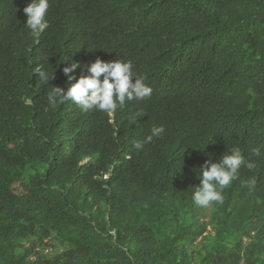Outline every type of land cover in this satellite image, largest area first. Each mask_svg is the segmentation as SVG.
<instances>
[{
  "label": "trees",
  "instance_id": "16d2710c",
  "mask_svg": "<svg viewBox=\"0 0 264 264\" xmlns=\"http://www.w3.org/2000/svg\"><path fill=\"white\" fill-rule=\"evenodd\" d=\"M30 2L0 0V264H264V0H49L39 36ZM98 59L131 61L154 99L48 103ZM232 148L253 167L195 205Z\"/></svg>",
  "mask_w": 264,
  "mask_h": 264
},
{
  "label": "clouds",
  "instance_id": "9594fccd",
  "mask_svg": "<svg viewBox=\"0 0 264 264\" xmlns=\"http://www.w3.org/2000/svg\"><path fill=\"white\" fill-rule=\"evenodd\" d=\"M49 6V0H31L23 9L26 14L24 25L32 35L39 36L47 27L45 16ZM77 67L75 62L69 61L68 66L62 69L67 81L70 82L74 79L70 73ZM85 68L88 75L82 74L66 89L52 87V91L47 97L51 106L55 107L58 103L72 101L82 111L97 110L113 115L117 109L123 108L125 105L139 104L140 101L154 96L153 86L146 79L137 78L131 61L124 62L116 59L115 61L102 62L98 59L93 63L85 64L82 67V72ZM35 73L39 74L42 84H47L52 78V73L49 75L39 68ZM133 78H135L134 82ZM140 115L137 114L133 119H137ZM164 131L162 126L153 127L144 143H150L154 137H159ZM135 147L139 149L142 144L138 142ZM253 151L254 154H259L258 150ZM242 165L248 168L253 167L251 162L245 163V158L239 148H232L230 154L223 155L218 162H211V159L205 160L200 167V185L196 187L192 195L194 204L207 207L212 202L222 203V190L232 183ZM250 185L254 187L255 181H251Z\"/></svg>",
  "mask_w": 264,
  "mask_h": 264
}]
</instances>
